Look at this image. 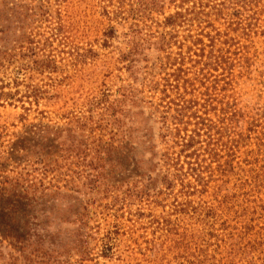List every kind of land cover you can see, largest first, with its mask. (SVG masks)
<instances>
[{"label": "rangeland", "instance_id": "obj_1", "mask_svg": "<svg viewBox=\"0 0 264 264\" xmlns=\"http://www.w3.org/2000/svg\"><path fill=\"white\" fill-rule=\"evenodd\" d=\"M164 1V15L144 22L140 0H15L30 9L22 26L32 42H14L25 34L14 24L0 34V56L15 46L25 63L19 48L38 45L45 67L54 64L27 77L0 67V187L4 177H23L39 191L24 208L29 224L11 225L0 196V264H264V0H243L239 15L222 0L207 9L205 55L214 66L194 95L200 115L209 111L200 146L208 182L191 180L194 189L177 187L171 197L159 181L161 122L117 94L133 83L123 61L139 35L130 25L147 33L180 10V0ZM110 104L123 114L105 113ZM230 107L238 112L225 119ZM27 137L36 148L25 156L14 143ZM150 167L157 183L148 181ZM7 226L25 245L4 239Z\"/></svg>", "mask_w": 264, "mask_h": 264}, {"label": "trees", "instance_id": "obj_2", "mask_svg": "<svg viewBox=\"0 0 264 264\" xmlns=\"http://www.w3.org/2000/svg\"><path fill=\"white\" fill-rule=\"evenodd\" d=\"M214 1L216 0L211 1L208 5L205 0H180V10L165 17L163 21L153 22L147 33H142V29H137L139 26L134 23L129 27L132 34H139L128 41L129 50L123 56L125 69L130 74L133 83L121 85L118 88L117 94L122 97L118 103L125 105L130 103L139 108L147 107L150 110L149 119H158L161 122L164 132L161 139L165 146L161 160L166 173L161 176L159 181L163 189L161 193L166 197H171L177 187H181V193H184L185 189H194L195 186L191 180L198 181V183L208 182L203 178L204 165L200 159V146L205 124L203 119H210L209 111L203 107V115H200L198 107L201 103L197 95L194 94L199 85L206 80V75L210 73L209 70L214 66L211 61L213 58L205 55L208 45L204 42L206 29L204 24L207 22L209 26L211 24L208 20L211 14L207 9L210 6L216 7L217 4H214ZM176 2L177 0H171L170 3ZM165 4L164 0H140L139 10H143V14L146 15L141 21H152L151 15L155 13L164 15ZM220 4L221 8L227 9L232 6L239 7L238 15L242 14V9L247 6L243 0H222ZM29 10V7L22 5L21 2L15 3V0L1 2L0 0V34L7 35L11 27L16 24L15 26H20L25 34L14 42L19 45L27 44V41L32 42V38L27 35L28 25L22 26L28 20ZM133 11L137 14L140 13L137 10ZM48 13L44 11L42 15L45 16ZM32 16L40 15L36 11ZM116 33L115 27H111L109 36L113 37ZM141 35L143 38L137 42ZM40 43L41 41L38 42V44ZM9 49L2 53V57L0 56V67L8 64L11 68L24 71L26 77L30 73L51 68L54 64L50 61L51 67H45L48 60H43L45 55L40 54L42 50L38 45L19 48L25 51L22 54V60L25 63L19 61L20 52L17 47H12L10 51ZM146 51L154 52L157 57L150 58L144 55ZM139 62L145 64L141 67V69L143 68L142 74L139 75L141 80L135 76V72L140 67ZM116 108L117 106L110 104L104 112L112 113L111 117H115L117 114V116L122 115L124 111L121 109L116 111ZM24 110L28 112L26 115L28 118L32 109L24 108ZM237 112L236 109L230 107L225 119H234ZM205 132L207 133V131ZM35 148L36 145H33L28 137L14 143V149L19 153L23 152L25 156L33 153ZM102 152H106L104 148H102ZM45 157L40 159L43 163ZM135 163L137 164L136 161ZM152 173L154 170L151 167L146 170L148 181L157 183V180H153ZM152 188V184L146 187L148 191ZM38 193L37 186L23 177L13 179L4 177L1 182L0 196L8 202L7 205L5 204V210L11 225L30 223L29 220L34 216L32 213H26L24 208L33 206L34 201L37 202L33 196H37ZM141 193L143 195L145 191H141ZM132 196L128 195V197ZM4 230L3 237L5 240H9L10 245L15 247L25 245L26 239L21 237L18 232L10 231L9 226ZM87 237L88 235H86ZM99 249V252L106 257L112 251L103 239Z\"/></svg>", "mask_w": 264, "mask_h": 264}]
</instances>
